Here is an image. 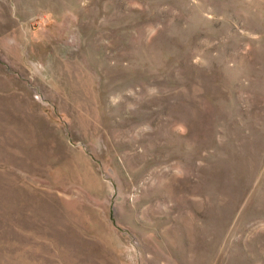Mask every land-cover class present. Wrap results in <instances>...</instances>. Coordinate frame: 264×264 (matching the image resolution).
Listing matches in <instances>:
<instances>
[{"label": "rangeland", "instance_id": "374dc122", "mask_svg": "<svg viewBox=\"0 0 264 264\" xmlns=\"http://www.w3.org/2000/svg\"><path fill=\"white\" fill-rule=\"evenodd\" d=\"M0 264H264V0H0Z\"/></svg>", "mask_w": 264, "mask_h": 264}]
</instances>
